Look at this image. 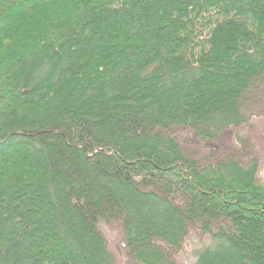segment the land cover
Returning a JSON list of instances; mask_svg holds the SVG:
<instances>
[{"label": "trees", "instance_id": "obj_1", "mask_svg": "<svg viewBox=\"0 0 264 264\" xmlns=\"http://www.w3.org/2000/svg\"><path fill=\"white\" fill-rule=\"evenodd\" d=\"M263 88L264 0H0V264H264Z\"/></svg>", "mask_w": 264, "mask_h": 264}, {"label": "rangeland", "instance_id": "obj_2", "mask_svg": "<svg viewBox=\"0 0 264 264\" xmlns=\"http://www.w3.org/2000/svg\"><path fill=\"white\" fill-rule=\"evenodd\" d=\"M264 89V88H263ZM264 91V90H263ZM264 101L260 98L251 99L243 106V112L247 115L249 123L241 128L240 135L249 140L247 158L256 157L259 161V175L264 176ZM100 230L106 236L110 250L116 257L118 264H137L128 260L123 243V236L116 224L100 223ZM211 242L207 235L192 232L177 255L179 264H194L197 252Z\"/></svg>", "mask_w": 264, "mask_h": 264}, {"label": "bare ground", "instance_id": "obj_3", "mask_svg": "<svg viewBox=\"0 0 264 264\" xmlns=\"http://www.w3.org/2000/svg\"><path fill=\"white\" fill-rule=\"evenodd\" d=\"M19 134H24L23 132H18ZM14 133H12V134H9V136H8V138H6L5 140H7V139H9L12 135H13ZM36 133H34V134H32V135H35ZM101 223H103V222H101ZM188 238V237H187ZM187 240V239H186Z\"/></svg>", "mask_w": 264, "mask_h": 264}]
</instances>
